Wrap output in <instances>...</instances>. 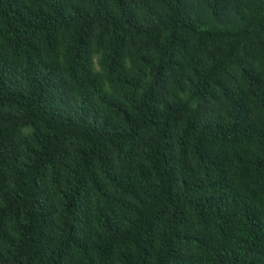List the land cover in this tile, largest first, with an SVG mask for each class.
Wrapping results in <instances>:
<instances>
[{
  "label": "trees",
  "instance_id": "1",
  "mask_svg": "<svg viewBox=\"0 0 264 264\" xmlns=\"http://www.w3.org/2000/svg\"><path fill=\"white\" fill-rule=\"evenodd\" d=\"M0 264H264V0H0Z\"/></svg>",
  "mask_w": 264,
  "mask_h": 264
}]
</instances>
